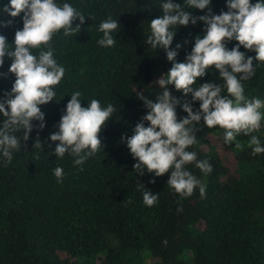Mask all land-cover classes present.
Returning <instances> with one entry per match:
<instances>
[{"label": "trees", "instance_id": "obj_1", "mask_svg": "<svg viewBox=\"0 0 264 264\" xmlns=\"http://www.w3.org/2000/svg\"><path fill=\"white\" fill-rule=\"evenodd\" d=\"M56 2L71 4L86 19L79 33L65 36L61 29L52 38L54 58L65 74L54 86L55 99L40 106L46 126L34 127L25 142L23 130L14 133L21 148L7 166L0 154V264H143L147 252L154 264H264V153L253 156L255 146L249 144L255 135L264 146V119L258 131L241 133L231 144L224 142V129L219 126L207 128L203 119L196 126L198 144L187 150L207 160L213 171L204 173L195 163L185 167L206 186L203 198L198 187L189 197L177 193L167 185L170 173L155 177L145 169L139 175L121 137L132 135L136 122L147 112L136 92L155 100L162 89L154 81L172 67L163 49L145 44L150 20L162 16L160 5L165 0ZM173 2L183 4L184 0ZM8 3L0 0V10ZM211 8L214 14L227 11L226 0H212ZM185 10L194 16L207 13V9ZM22 15L12 18L0 11V20H14L12 26H0L10 48H14L16 30L23 28ZM109 16L120 20L121 27L114 33L115 45L102 47L97 43L103 36L99 25ZM78 23L77 18L74 26ZM172 30L176 35L171 47L183 45L177 60L184 61L196 35H203L204 22ZM237 43L233 40L227 47ZM41 49L46 51L47 46L32 52L38 55ZM247 55L255 56V52ZM11 63L5 57L0 73H7ZM254 67L255 75L242 81L244 95L264 101V62L254 61ZM207 71L194 87L205 82L224 84L214 66ZM15 79L11 73L0 76V97L11 90ZM168 87L174 96L183 97L174 85ZM75 91L82 93V106L98 99L102 107L111 103L117 109L99 134L104 149L80 166L68 153L57 157L53 150L59 142L48 139L58 131ZM222 94H227L226 88ZM187 99L192 100L191 94ZM199 106V101L193 102L194 110ZM260 111L264 113V108ZM177 116H187L181 106ZM3 119L0 114V125ZM37 138L42 144L34 148ZM57 166L64 170L62 183L53 172ZM142 183L145 187L137 190ZM144 191L158 193L153 206L144 203Z\"/></svg>", "mask_w": 264, "mask_h": 264}, {"label": "clouds", "instance_id": "obj_2", "mask_svg": "<svg viewBox=\"0 0 264 264\" xmlns=\"http://www.w3.org/2000/svg\"><path fill=\"white\" fill-rule=\"evenodd\" d=\"M212 0H184L174 3L165 0L160 7L163 14L150 20V34L145 44L153 49H163L172 67L157 80L160 92L155 100L137 91V97L144 102L147 112L136 122L132 135L123 134L121 141L126 143L133 159V168L139 175L145 173L160 177L170 173L167 185L183 197L192 196L198 187L201 198L206 195V186L185 166L195 163L204 173L213 171L207 160L197 159V153L187 150L198 144L196 137L197 125L203 119L207 128L219 126L224 129L223 139L226 144L236 141L239 134L249 135L261 127L264 113V101L260 98L248 99L244 95L242 81L255 75L254 61L264 62V0H226L227 11L214 14ZM188 9H207V13L194 16ZM3 13L12 18L22 15L23 28L17 29L12 44L0 34V67L5 57L12 60L7 77L14 74L16 79L10 91L5 90L0 97V114L4 117L0 125V154L4 158V166L11 163L14 151L21 148L20 138L14 133L23 130V141H27L34 127L43 130L46 126L45 113L41 105L55 99L54 86L58 85L65 74V68L54 58L51 41L54 34L63 29L65 36L81 31L85 23V15L69 3L58 4L56 0H10L2 8ZM79 19L80 23L74 21ZM204 22L203 35H196L191 52L184 61L177 60L180 43L172 48L176 31L174 26L195 25ZM13 19L0 20V26L9 27ZM121 27L120 20L109 16L99 25L103 33L97 43L102 47H112L116 40L114 33ZM233 40L238 41L229 49L227 45ZM188 43V41H185ZM47 46L38 55L32 50ZM241 46L245 51H241ZM255 52V56L247 55ZM214 66L219 71L224 84L205 82L194 87L198 78L207 74V69ZM239 74V75H238ZM169 85L182 91L183 97L172 94ZM226 88L227 94H222ZM191 94L192 100L187 99ZM82 93L71 94L66 108L58 123V131L50 134L51 141L56 143L54 154L62 158L66 153L75 157L74 165H83L86 160L104 149L100 133L106 122L117 112L109 103L102 107L98 99H92L87 106H82ZM199 101V109H193V102ZM177 106H181L187 116L178 119ZM39 121L34 125L33 121ZM42 142L37 138L34 145L40 147ZM254 145L252 155L264 153L260 139L252 135L249 141ZM238 148L240 144L237 142ZM51 147V145H49ZM83 171V168L80 169ZM58 183H62L64 170L57 166L53 169ZM152 179L150 183H155ZM145 185L138 184L137 190ZM143 201L153 206L158 201V193L143 192ZM178 211H182L179 208ZM167 241H165V244Z\"/></svg>", "mask_w": 264, "mask_h": 264}, {"label": "rangeland", "instance_id": "obj_3", "mask_svg": "<svg viewBox=\"0 0 264 264\" xmlns=\"http://www.w3.org/2000/svg\"><path fill=\"white\" fill-rule=\"evenodd\" d=\"M221 137L222 136H220V138ZM143 264H154V260H153V258H152L150 253L147 252V253L144 254Z\"/></svg>", "mask_w": 264, "mask_h": 264}]
</instances>
